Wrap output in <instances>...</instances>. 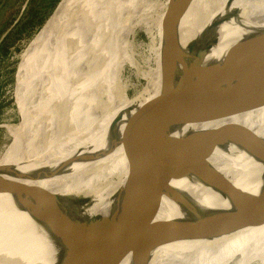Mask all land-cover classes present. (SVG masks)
Returning a JSON list of instances; mask_svg holds the SVG:
<instances>
[{"label":"bare ground","instance_id":"1","mask_svg":"<svg viewBox=\"0 0 264 264\" xmlns=\"http://www.w3.org/2000/svg\"><path fill=\"white\" fill-rule=\"evenodd\" d=\"M169 1L60 0L29 40L22 52L28 60L23 88L29 118L25 114L23 122L0 124L13 139L0 165V264H55L53 256L85 247L90 217L109 214L128 175L126 147L111 151L114 141L124 136L137 109L161 92L162 24ZM178 3L184 10L179 73L196 57L205 58V66L222 61L246 36L264 30V0ZM202 19L206 24L198 33ZM136 28H145L148 35L139 59L131 53ZM145 65L155 74L141 72ZM126 66L138 67L137 77H145L147 88L151 82L154 87L139 98L128 96L120 80ZM111 104L115 108L108 110ZM234 109L198 107L173 126L175 136L193 143L165 185L153 220L186 217L166 197L174 190L206 207L228 206L218 191L197 179L202 164L260 193L264 166L236 142L235 126L264 138V106L238 113ZM18 184L41 187L51 196L30 195ZM259 225L225 238L162 245L151 252L149 264H264V222ZM120 264H132L131 255Z\"/></svg>","mask_w":264,"mask_h":264},{"label":"water","instance_id":"2","mask_svg":"<svg viewBox=\"0 0 264 264\" xmlns=\"http://www.w3.org/2000/svg\"><path fill=\"white\" fill-rule=\"evenodd\" d=\"M178 2L170 0L163 16L161 92L137 109L124 136L115 141L116 134L112 136L111 151L126 147V182L117 191L109 214L90 217L85 247L68 256H53L55 264H120L129 254L132 264H149L151 252L162 245L213 239L264 222V173L262 189L254 194L219 171L210 170L207 163L196 177L218 191L228 206L206 207L189 194L174 190L166 197L179 204L186 217L153 220L165 196V185L193 143L175 136L173 126L184 121L187 112L202 106H233L234 113L264 106V30L246 36L222 61L205 66V58L196 57L179 73L184 58L180 55L184 10ZM18 19L2 34L0 42ZM235 135L236 142L264 166V138L243 125L235 126ZM198 159L191 161L193 167ZM18 185L30 195L51 196L41 187ZM201 197L205 199L207 194Z\"/></svg>","mask_w":264,"mask_h":264},{"label":"rangeland","instance_id":"3","mask_svg":"<svg viewBox=\"0 0 264 264\" xmlns=\"http://www.w3.org/2000/svg\"><path fill=\"white\" fill-rule=\"evenodd\" d=\"M59 1L60 0H0V30L4 29V27H6V25L10 21H12L15 17L20 18L23 13H26L30 10L31 11L39 10L41 15L46 19L47 17H50V15L54 10V7H56ZM23 7L24 9L22 10ZM197 13L198 11L196 12L195 17L197 16ZM204 23L205 22L202 19L199 23V26L197 27L198 33L201 31L200 29H202V26L206 24ZM137 30H135L136 31L135 36L133 37L134 43L132 42L133 45L131 46L132 49L131 53L134 59L140 58V55H142L141 52H143V49L146 48L145 44L148 42V37H147L148 35L146 29L138 28ZM35 33L36 32L32 33L29 36H25L21 38L15 46H12L11 47L12 53L9 59L4 58L3 56L0 55V109H2V111L0 110V124L7 122L10 124L19 121L20 118L18 113H17L18 117L16 118V113L14 112V110H17L18 108H21L23 110V114H26V112L29 113L28 111L30 110V107L29 105H26V102L28 100V91L26 88H23V80L20 81L19 83L18 76H20L21 74H23L24 76L25 73V77H26V67L28 65V60H26V56H23L22 52H24L27 49L28 42ZM17 45L22 49L20 52L15 51V47ZM155 50H152V52ZM150 54L151 52L149 53V55ZM13 66H14V70H12ZM139 69H142L141 72L144 71V73L149 75L155 74V69L152 66L149 67L145 65L144 67H140ZM135 70H138V67L131 69L128 66H126L123 70V74L120 80L121 82H123V86L127 85L128 96L136 95L137 98H139V96L141 95L143 96V94L147 92L146 91L147 89L148 90L152 89L155 84L153 83L152 86V82H151V84L147 88L146 86L148 85L147 80L145 79V77L144 78L137 77ZM11 77L13 79L12 82L10 81ZM23 93L25 94L24 99H19L20 97H16V94H23ZM114 108H115V104H111L109 107H107L108 110H112ZM29 115L26 114V120H28ZM12 147H13L12 137L10 136L6 128L0 126V165H2V162L4 161L5 157L8 155ZM253 227H255L254 229H260V225H253L245 228L250 229ZM225 237L226 235H223L220 236L219 238H225Z\"/></svg>","mask_w":264,"mask_h":264},{"label":"trees","instance_id":"4","mask_svg":"<svg viewBox=\"0 0 264 264\" xmlns=\"http://www.w3.org/2000/svg\"><path fill=\"white\" fill-rule=\"evenodd\" d=\"M55 8V7H54ZM17 19L15 17L12 21H10L4 29L0 30V38L2 34L13 24V22ZM45 18L41 15L39 10L36 11H28L26 13H23L22 16L18 19V21L15 23L12 29L5 35V37L2 39L0 42V55L3 56L4 58L9 59L11 56L12 50L11 47L15 46L17 42L25 37L29 36L34 32H37L39 28L42 26ZM22 49L18 45L15 47L16 52H20ZM14 70V66L12 68ZM11 70V71H12ZM19 78V83L23 79V74L18 76ZM12 77L10 81L12 82ZM24 93L23 94H16V97H20L19 99H24ZM9 103V102H8ZM8 105V104H7ZM2 111V109H0ZM16 113V118L19 115L20 120L17 121L18 123L23 122L25 119V114H23V110L21 108H18L17 110H14ZM18 113V115H17ZM16 122V123H17ZM8 123V122H7Z\"/></svg>","mask_w":264,"mask_h":264}]
</instances>
